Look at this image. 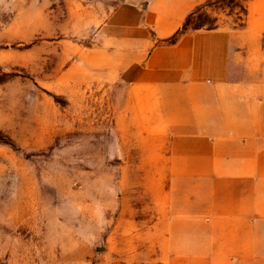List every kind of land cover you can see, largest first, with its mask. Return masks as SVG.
Here are the masks:
<instances>
[{
	"label": "rangeland",
	"instance_id": "rangeland-1",
	"mask_svg": "<svg viewBox=\"0 0 264 264\" xmlns=\"http://www.w3.org/2000/svg\"><path fill=\"white\" fill-rule=\"evenodd\" d=\"M125 1L0 0V264H264V0H199L172 37L231 33L235 88L190 106L112 65Z\"/></svg>",
	"mask_w": 264,
	"mask_h": 264
},
{
	"label": "crops",
	"instance_id": "crops-1",
	"mask_svg": "<svg viewBox=\"0 0 264 264\" xmlns=\"http://www.w3.org/2000/svg\"><path fill=\"white\" fill-rule=\"evenodd\" d=\"M198 2L127 0L112 13L113 36L127 43L126 57L119 60L117 56L116 62L112 58V65L126 67L124 73L136 97L159 100L150 104L190 106L191 99L206 88L216 90L223 100L228 96L225 91L235 88L226 80L231 68L230 32L185 30L171 40ZM258 205L264 208V197Z\"/></svg>",
	"mask_w": 264,
	"mask_h": 264
}]
</instances>
